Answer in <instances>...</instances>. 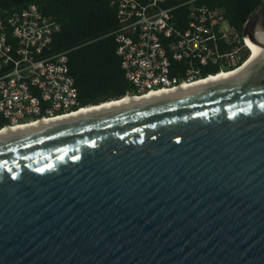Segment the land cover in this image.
<instances>
[{"label":"water","instance_id":"95a60500","mask_svg":"<svg viewBox=\"0 0 264 264\" xmlns=\"http://www.w3.org/2000/svg\"><path fill=\"white\" fill-rule=\"evenodd\" d=\"M242 36L230 79L1 137L0 264H264V0Z\"/></svg>","mask_w":264,"mask_h":264},{"label":"built area","instance_id":"2783aa9c","mask_svg":"<svg viewBox=\"0 0 264 264\" xmlns=\"http://www.w3.org/2000/svg\"><path fill=\"white\" fill-rule=\"evenodd\" d=\"M180 8L188 12L183 29L174 20ZM116 11V54L133 96L212 77H202L206 67L235 72L251 54L247 38L201 0H118ZM59 29L33 3L0 13V131L83 109L71 111L79 101L66 52L49 53Z\"/></svg>","mask_w":264,"mask_h":264},{"label":"trees","instance_id":"16d2710c","mask_svg":"<svg viewBox=\"0 0 264 264\" xmlns=\"http://www.w3.org/2000/svg\"><path fill=\"white\" fill-rule=\"evenodd\" d=\"M118 0H0V13L35 4L54 19L60 29L49 46L50 54L66 52L69 74L78 94L79 108L121 99L137 92L125 79L116 54L114 32L118 28ZM260 0H201L210 10L221 11L228 24L242 33L243 26ZM178 28L188 24L186 8L174 12ZM184 67V63H172ZM218 67H206L202 77L215 75ZM176 74L173 72V75Z\"/></svg>","mask_w":264,"mask_h":264},{"label":"bare ground","instance_id":"6f19581e","mask_svg":"<svg viewBox=\"0 0 264 264\" xmlns=\"http://www.w3.org/2000/svg\"><path fill=\"white\" fill-rule=\"evenodd\" d=\"M248 43H249V49H250L251 55L243 67L252 64L257 59L262 57V51L258 49L254 44L250 42ZM238 71H240V69L235 72L228 73V74H218L216 76H212L207 79L194 82L192 84L182 85V86H179L171 90H161L157 92H152L140 98L125 97L121 99L120 101L106 103L98 107H86L74 113H71V114H68L62 117H57V118L47 119V120H39L37 122H33V123H30L24 126L15 127V128H7V129L0 131V138L8 137L10 135H15L16 133H20V132H27V131L34 130V129L43 128L45 126L53 125V124L60 123V122H67V121H71L74 119H81L89 115H93L96 113H102L103 111H106V110H109V109H112L118 106H128V105L136 104L138 102L151 101L154 99H158V98H162V97H166L170 95L180 94V93H183V92H186L192 89L200 88L203 86L212 85L214 83H219L225 79H230V77L236 75Z\"/></svg>","mask_w":264,"mask_h":264}]
</instances>
